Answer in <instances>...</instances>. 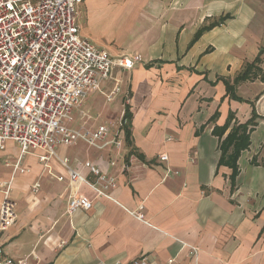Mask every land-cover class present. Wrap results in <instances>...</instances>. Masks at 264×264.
Masks as SVG:
<instances>
[{
  "label": "crops",
  "instance_id": "1",
  "mask_svg": "<svg viewBox=\"0 0 264 264\" xmlns=\"http://www.w3.org/2000/svg\"><path fill=\"white\" fill-rule=\"evenodd\" d=\"M114 1L106 0L104 11L94 8L96 0L86 1L91 30L79 22L81 34L114 55L140 54L144 61L115 71L87 94L79 107L83 122L72 128L117 127L97 147L79 140L58 155L90 179L84 164L91 162L115 178V186L100 197L72 182L56 159L49 171L33 153L24 158L25 172L14 173L20 146L9 142L0 151L11 168L0 176V215L12 181L16 221L0 233L5 255L27 264H264V0ZM116 83L121 92L110 102L118 104L109 111L106 106L112 115L95 113ZM126 106L130 141L127 125H119ZM247 123L250 144L232 181L230 159L220 164L221 145ZM36 182L41 190L35 194ZM72 194L93 208L69 214ZM138 212L143 220L132 214Z\"/></svg>",
  "mask_w": 264,
  "mask_h": 264
},
{
  "label": "built area",
  "instance_id": "2",
  "mask_svg": "<svg viewBox=\"0 0 264 264\" xmlns=\"http://www.w3.org/2000/svg\"><path fill=\"white\" fill-rule=\"evenodd\" d=\"M86 1L0 0V151L6 150L9 142L20 146L14 173L25 172L24 158L33 153L47 170L50 171V161L56 159L67 169L72 182L85 184L100 197H108L115 178L103 174L91 162L84 166L92 178L82 177L68 159L59 157L58 149L73 146L79 140L97 147L117 125L81 131L64 122H72V111L81 106L87 94L113 79L115 71H130L144 60L140 54L114 55L82 36L78 8ZM120 92L116 83L107 99L112 100ZM123 119L124 116L121 128L127 124ZM114 143L120 147L122 140L118 138ZM161 159L167 161L168 157L163 155ZM65 179L64 175L57 177L60 182ZM11 186L12 181L3 195L0 233L16 221ZM32 190L38 193L41 184L36 182ZM92 208L93 203L83 196L72 194L69 198L71 215ZM132 214L140 220L144 218L140 212ZM191 254L196 257L197 248H191ZM0 264L27 261L8 258L0 246ZM135 264L149 263L142 260ZM169 264H174V260Z\"/></svg>",
  "mask_w": 264,
  "mask_h": 264
},
{
  "label": "trees",
  "instance_id": "3",
  "mask_svg": "<svg viewBox=\"0 0 264 264\" xmlns=\"http://www.w3.org/2000/svg\"><path fill=\"white\" fill-rule=\"evenodd\" d=\"M200 34V33H199ZM247 73H245L241 78L239 79H244L247 77ZM239 79L236 80V82L240 81ZM226 87H227V91L228 93H231L232 96H234L235 98H237L234 95V87L232 85H230L227 81H225ZM127 124L129 125L131 123V115L129 113V106H126V111H125V116L124 119ZM229 121L227 122V124L221 129V132L224 133L225 130L228 128L229 126V122L230 120H232L231 117H229L228 119ZM126 124V125H127ZM127 125V137H128V141H130V130H129V126ZM250 132L251 130L249 129V123L244 124V125H239L236 126L232 129V131L230 132V134L227 136V138L223 141L222 145H221V149H222V157L220 160V164H223V159L224 157H228L230 159V161H227L228 164H230L233 167L234 173L232 176V181H234L236 179L237 174V160L239 158L240 153L245 150L246 148L249 147L250 141ZM230 149H232V153L228 154Z\"/></svg>",
  "mask_w": 264,
  "mask_h": 264
},
{
  "label": "rangeland",
  "instance_id": "4",
  "mask_svg": "<svg viewBox=\"0 0 264 264\" xmlns=\"http://www.w3.org/2000/svg\"><path fill=\"white\" fill-rule=\"evenodd\" d=\"M110 1H111L110 4L112 6H113L114 3H118L116 1L113 2V0H110ZM96 2H97L96 5L94 4L95 5L94 8L95 9L97 8L99 11H102L104 9V7L107 5L106 0H96ZM118 5L119 4H117L115 8L111 9V11L116 10ZM78 11H79V22L82 25V27L83 26H84V28L86 27V32L88 30H91V25L87 24V22H88L87 19H88V14H89V11H90V7L85 2V3H83L82 5L79 6ZM91 32H94V31H91ZM122 77H123V75H122ZM121 79L123 80V78H121ZM106 85H110V83H107ZM106 85L104 86V88L106 87ZM124 92H125V96L124 97H125V102H126L129 99V93H128V91L126 89H124ZM118 96H117V98L119 99ZM97 97H98V95L89 97L90 98L89 99V103H91L92 101L97 99ZM110 101H112V100H108L107 97L101 96L100 99L98 100V102L94 105L95 107H94L93 111L95 113L96 112L98 113L100 111H101V113L106 112V114H108L107 116H111L112 113H107L106 106L108 105V111L109 110H114L116 108L118 102H110ZM80 112H81V109L79 107H76L72 111V113L70 114V118L72 119V122H70L69 119H66L65 122H64L65 125H68L70 127H74V126L80 125L83 122V120H80ZM76 150L77 149H72V150H70L69 153H73V151H76ZM28 159H30V158H28ZM10 172H11V168H7L5 166V160L4 159L0 160V176L4 175L6 173H10Z\"/></svg>",
  "mask_w": 264,
  "mask_h": 264
}]
</instances>
